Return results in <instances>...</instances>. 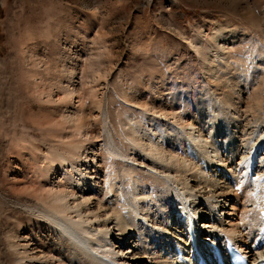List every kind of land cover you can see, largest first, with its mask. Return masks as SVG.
Returning <instances> with one entry per match:
<instances>
[{
    "label": "rangeland",
    "instance_id": "374dc122",
    "mask_svg": "<svg viewBox=\"0 0 264 264\" xmlns=\"http://www.w3.org/2000/svg\"><path fill=\"white\" fill-rule=\"evenodd\" d=\"M220 35L228 60L209 52V64L203 63L199 50L204 54L211 38ZM40 77L43 84L37 83ZM55 82L80 92L83 110L73 97L55 115L53 106L37 98L36 84L48 89ZM177 86L188 101L204 106L205 117L217 116L216 128L234 116L222 100L240 103L244 125L230 124V134L244 126L237 148L248 153L247 143L264 129V0H0V264H12L13 253L20 251L16 246L49 237L44 208L17 190L32 177L31 164L45 168L43 156L54 144L46 117L91 116L97 142L85 146L87 153L94 152L107 169L101 180H110L109 163L117 162V189L127 196L128 168L112 151L128 146L125 134L132 122L126 117L139 123L161 111L165 95L174 98ZM193 104L165 111L197 114ZM255 130L258 134L249 136ZM217 135L222 137V128ZM262 155L264 149L258 158ZM135 169L139 185L162 188ZM57 174L51 179L64 178Z\"/></svg>",
    "mask_w": 264,
    "mask_h": 264
},
{
    "label": "bare ground",
    "instance_id": "6f19581e",
    "mask_svg": "<svg viewBox=\"0 0 264 264\" xmlns=\"http://www.w3.org/2000/svg\"><path fill=\"white\" fill-rule=\"evenodd\" d=\"M223 38H211L204 54L199 50L203 63L209 64V52L226 63L229 55L223 53L220 45ZM38 80L37 83H44L41 77ZM41 84L34 87L35 95L53 106L54 114L73 97L78 98L82 109V96L76 89L60 82L51 83L48 89ZM172 89L176 94L171 95L172 99L170 94L165 95L161 111L153 109L156 114L146 115L139 123L126 117L132 122L130 134H125L126 148L130 150L118 149L116 145L112 149L128 168L124 174L127 196L117 189V162L109 163L107 181V169L98 164L93 151L91 156L87 153L85 146L94 148L97 142L91 116L61 113L59 119L54 118L57 114L46 117L49 120L44 126L54 144L43 156L45 168L31 164L32 177L17 190L44 208L46 223L51 225L49 237L45 242L34 240L33 244L29 240L26 245L16 246L20 251L13 253L12 264H185L188 255L184 254L181 261L174 250L181 247L187 253L185 248L194 246L188 236L200 239L199 249L206 247L208 238L219 244L228 238L252 260L258 255L264 260V215L259 216L264 211V155L258 158L264 149V129L247 143L248 153L241 155L236 138L245 135L244 126L236 127L231 134L229 127L239 122L244 125L240 121V103H233L228 97L222 100L224 108L233 111L234 116L230 122L226 117L222 119L221 137L217 135L221 128L215 127V114L205 117L200 113L204 106L181 95L185 94L182 87ZM173 104L181 108L193 104L197 114L165 111ZM255 133L258 134L255 130L249 136ZM135 168L154 177L162 188L157 184L147 188L139 185ZM56 172L64 178L51 179ZM103 191L107 200L103 199ZM163 194H167L164 202ZM13 242L12 247L17 244ZM261 243L263 246L259 247Z\"/></svg>",
    "mask_w": 264,
    "mask_h": 264
}]
</instances>
